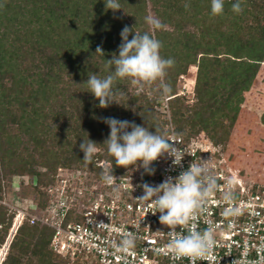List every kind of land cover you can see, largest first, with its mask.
Listing matches in <instances>:
<instances>
[{
    "label": "trees",
    "instance_id": "trees-1",
    "mask_svg": "<svg viewBox=\"0 0 264 264\" xmlns=\"http://www.w3.org/2000/svg\"><path fill=\"white\" fill-rule=\"evenodd\" d=\"M119 2L122 9L113 12L104 0H0V198L7 182L28 176L32 184L24 194L43 211L59 168L101 178L96 162L108 161L114 174L124 175L131 167H116L102 145L110 133L104 118L169 133L170 120L156 110L159 89L155 97L137 95L128 79L118 80L114 88L123 97L101 108L85 84L89 73L109 74L105 60L118 55L125 26L150 31L149 5L165 25L154 32L162 42L160 55L175 61L165 78L175 131L187 139L204 133L215 148L226 149L264 62V0H242L240 14L231 10L236 0H225L219 16L211 14V0ZM98 46L104 56L96 54ZM192 66L197 68L195 101L188 105L176 84ZM87 139L101 144L90 165L79 147ZM14 216L0 204V245ZM21 229L5 264H67L49 251L52 229Z\"/></svg>",
    "mask_w": 264,
    "mask_h": 264
},
{
    "label": "built area",
    "instance_id": "built-area-1",
    "mask_svg": "<svg viewBox=\"0 0 264 264\" xmlns=\"http://www.w3.org/2000/svg\"><path fill=\"white\" fill-rule=\"evenodd\" d=\"M167 113L170 120L167 137L191 155L184 156L181 166H173L172 158L166 155L161 157L151 165L154 175L144 173L143 168H131L124 175L113 173L120 185L119 198L112 187L89 171L60 174L56 184L47 190L48 201L42 215L31 220L33 224L52 229L51 253L67 264L91 261L95 264H190L187 257L176 258L169 252L170 229L160 224L159 212L152 213L151 202L136 199L143 195L140 185H158L168 176L175 177L187 170L193 160L203 159L208 161L216 178V189L194 224L200 231L212 225L215 245L196 264H233L234 261L235 264H264V186H254L233 174L204 133L190 139L178 134L168 110ZM96 165L101 169L113 168L108 161H97ZM229 181L234 183L230 186ZM229 191L232 200L226 201L224 194ZM31 207L36 209L35 205ZM230 208L238 211L224 215ZM25 220V212L15 214L9 233L0 245V264H5ZM102 224L109 226L105 228ZM191 226H181L177 231L186 234ZM126 232H132L136 242L133 249L122 253L115 245Z\"/></svg>",
    "mask_w": 264,
    "mask_h": 264
},
{
    "label": "clouds",
    "instance_id": "clouds-1",
    "mask_svg": "<svg viewBox=\"0 0 264 264\" xmlns=\"http://www.w3.org/2000/svg\"><path fill=\"white\" fill-rule=\"evenodd\" d=\"M104 3L106 10L115 12L122 9L119 0H104ZM224 5L225 0H211V14L223 15ZM188 7L186 4L185 8ZM231 10L237 14L242 13V0H236L231 5ZM145 21L149 25V32L141 33L128 26L122 29L118 55L112 53L111 59L105 60L108 75L101 78L96 73L88 74L85 84L88 92L99 101V107L107 108L116 102L117 98L123 97L124 93L114 88L118 80L128 79L136 88L137 95L144 92L145 85L157 82L162 97L166 98L171 92V86L165 78L167 70L174 66L175 61L160 55L162 42L154 35L156 30L164 28L165 25L152 15L146 16ZM133 32L132 39L129 40V35ZM96 54L104 56L102 47H97ZM103 122L110 128V133L102 145L107 146V153L114 158L116 167L143 168L144 173L154 175L155 169L151 165L161 157L166 155L172 158L173 166H181L184 156L191 155L177 146L178 142L169 139L159 128L152 132L149 127L112 117L104 118ZM98 145L101 144L90 139L83 140L80 144V150L84 153L83 161L86 164L90 165L94 156L100 152ZM113 171V168L105 167L100 176L102 182L112 187L119 198L120 185H117L118 179L113 175ZM233 183L234 181H229L230 186ZM140 187L143 188V195L136 200L151 202L154 207L152 213L159 212L160 224L170 229L167 233L170 238L167 244L169 252L176 258L187 257L190 264H196L198 259L207 257L215 245L214 227L209 225L200 231L196 229L194 222L198 213L205 210L210 196L216 189V178L208 166V161L193 160L188 169L181 171L179 175L168 176L155 186L144 183ZM224 199L232 200L231 191L224 194ZM237 211L232 208L226 209L224 215H234ZM190 224L192 226L187 229L186 234L177 231V228ZM102 225L105 228L109 226ZM135 242L136 236L132 232H126L115 247L117 251L127 253L135 247Z\"/></svg>",
    "mask_w": 264,
    "mask_h": 264
},
{
    "label": "rangeland",
    "instance_id": "rangeland-1",
    "mask_svg": "<svg viewBox=\"0 0 264 264\" xmlns=\"http://www.w3.org/2000/svg\"><path fill=\"white\" fill-rule=\"evenodd\" d=\"M149 15L159 20L151 5H149ZM196 77L197 68L192 66L187 74L180 75L177 80V95L183 96L188 105H192L195 101L194 87ZM130 87L131 91H136L134 86L131 85ZM157 90L158 82L152 85H145L144 92L155 97ZM169 99L170 97H162L158 99L156 105L157 112L167 117ZM262 116H264V62L252 88L245 94L242 111L231 133L226 149L223 151L219 150L222 160L227 164L231 172L243 177L254 186H264V124L262 123ZM60 169L64 170L61 172ZM72 171L74 170L59 168L56 180L60 174H70ZM56 180L53 185L56 184ZM31 184L30 177L16 176L11 182L5 184L4 197L0 198V204L7 206L10 213L17 214L18 211L26 213V220L21 227L22 233L29 227H40L38 224L31 223V220L33 217H40L42 211L32 208L31 206H34V204L29 201L31 197L24 194V190ZM75 186L77 187V185ZM88 264L95 263L91 261Z\"/></svg>",
    "mask_w": 264,
    "mask_h": 264
}]
</instances>
